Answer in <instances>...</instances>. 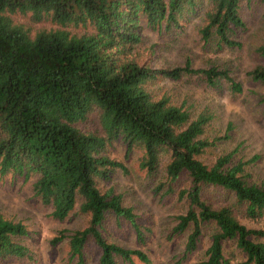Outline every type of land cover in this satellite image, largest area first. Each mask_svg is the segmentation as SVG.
<instances>
[{"label": "trees", "instance_id": "1", "mask_svg": "<svg viewBox=\"0 0 264 264\" xmlns=\"http://www.w3.org/2000/svg\"><path fill=\"white\" fill-rule=\"evenodd\" d=\"M240 1L0 0V178L9 173L32 179L35 196L52 207L54 219H66L78 205L87 217L84 228L62 229L50 240L65 239L76 264H84L88 241L100 252L98 264L134 259L149 264L142 250L102 235L107 214H113L141 238L133 208L113 187H105L115 169L125 170L107 152L113 141L122 142L126 154L138 149V168L149 175L166 156L169 190L187 180L178 197L188 201V208L173 229L190 230L185 253L196 250L205 224L218 228L205 259L195 264H232L222 248L227 241L243 256L234 264H264V243L256 240L264 238V227H248L238 218H264V185L245 171L254 158L233 161L230 152L203 162L209 148L229 139L228 134L210 139L205 133L213 116L207 109L194 116L185 103L156 96L151 88L159 78L178 80L185 74L203 75L210 87L225 80L234 93L241 85L216 66L194 68L186 61L152 68L135 50L142 26L176 30L200 13L204 44L215 37L218 48L238 47L233 35L246 26L238 13ZM256 52L264 58V44ZM247 74L264 83V64ZM259 97L264 102V92ZM209 188L223 193L221 205L209 197ZM28 235L22 221L0 213V260L32 257L22 243Z\"/></svg>", "mask_w": 264, "mask_h": 264}, {"label": "rangeland", "instance_id": "2", "mask_svg": "<svg viewBox=\"0 0 264 264\" xmlns=\"http://www.w3.org/2000/svg\"><path fill=\"white\" fill-rule=\"evenodd\" d=\"M238 13L246 25L233 35L240 42L238 47L218 48L215 37L204 44L199 32L203 24L200 13L184 20L176 30L157 31L142 26L141 42L135 50L152 68L180 66L189 61L194 68L216 66L229 71L241 85L238 93L232 92L225 80L219 79L215 86H208L201 74H185L178 80L159 78L151 88L156 96L166 95L174 103H185L194 116L207 109L213 116L205 133L210 139L228 134L229 139L209 148L201 157L203 162L210 163L230 152L234 153L233 161L254 158L245 166V171L254 183L264 185V102L259 97L264 92V83L252 81L247 74L255 65L264 64V58L256 52L264 44V0H241ZM107 152L125 170L115 169L105 187H113L121 194L123 204L133 208L141 238L129 222L113 214L106 216L103 237L123 247L142 250L149 264H195L205 259L210 237L218 228L213 222L205 224L196 250L185 253L184 242L190 230L174 233L173 229L178 215L188 208V201L178 197V190L187 186V180L180 179L169 190L170 182L164 174L166 156L161 158L156 172L149 175L138 168L141 157L138 149L126 154L124 144L113 141L107 146ZM32 181L9 173L0 178V213L7 220L22 221L27 226L29 235L22 243L32 254L30 258L0 260V264H76L65 239L57 243L50 240L62 229L72 232L84 228L86 215L79 212L77 205L66 219H54L52 207L35 196ZM209 197L216 201L215 205L225 201L223 193L216 188H209ZM238 218L248 227H264V218L259 222L240 214ZM256 240L264 243V238ZM222 248L232 264L243 258L232 241L225 242ZM83 252L84 264H98L100 252L92 241L87 242ZM117 264L145 263L134 259L132 262L119 260Z\"/></svg>", "mask_w": 264, "mask_h": 264}]
</instances>
